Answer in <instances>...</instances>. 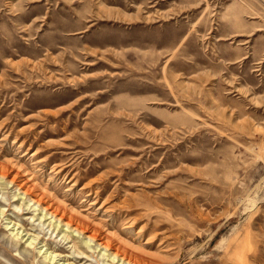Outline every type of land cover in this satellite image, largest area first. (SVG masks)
I'll return each instance as SVG.
<instances>
[{
  "label": "rangeland",
  "instance_id": "1",
  "mask_svg": "<svg viewBox=\"0 0 264 264\" xmlns=\"http://www.w3.org/2000/svg\"><path fill=\"white\" fill-rule=\"evenodd\" d=\"M0 264H264V0H0Z\"/></svg>",
  "mask_w": 264,
  "mask_h": 264
},
{
  "label": "bare ground",
  "instance_id": "2",
  "mask_svg": "<svg viewBox=\"0 0 264 264\" xmlns=\"http://www.w3.org/2000/svg\"><path fill=\"white\" fill-rule=\"evenodd\" d=\"M102 245H103V244H102ZM113 258L116 259V258H117V255H114ZM122 259H123V258H122Z\"/></svg>",
  "mask_w": 264,
  "mask_h": 264
}]
</instances>
